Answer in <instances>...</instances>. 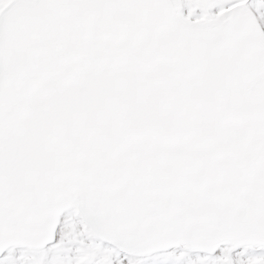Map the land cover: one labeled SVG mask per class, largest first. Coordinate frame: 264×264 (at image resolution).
Segmentation results:
<instances>
[{
    "label": "snow or ice",
    "instance_id": "6c2138e0",
    "mask_svg": "<svg viewBox=\"0 0 264 264\" xmlns=\"http://www.w3.org/2000/svg\"><path fill=\"white\" fill-rule=\"evenodd\" d=\"M0 264H264V0H0Z\"/></svg>",
    "mask_w": 264,
    "mask_h": 264
}]
</instances>
